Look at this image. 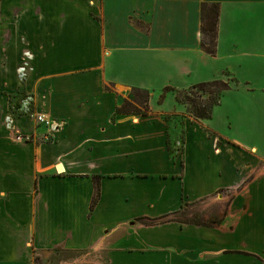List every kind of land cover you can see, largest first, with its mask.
I'll return each instance as SVG.
<instances>
[{
    "label": "crops",
    "instance_id": "obj_1",
    "mask_svg": "<svg viewBox=\"0 0 264 264\" xmlns=\"http://www.w3.org/2000/svg\"><path fill=\"white\" fill-rule=\"evenodd\" d=\"M203 2L220 5L215 54ZM215 79L231 87L210 118L160 101ZM132 87L148 114H116ZM49 251L264 264V0H0V264Z\"/></svg>",
    "mask_w": 264,
    "mask_h": 264
},
{
    "label": "trees",
    "instance_id": "obj_2",
    "mask_svg": "<svg viewBox=\"0 0 264 264\" xmlns=\"http://www.w3.org/2000/svg\"><path fill=\"white\" fill-rule=\"evenodd\" d=\"M220 5L216 2H203L201 5V46L210 54L217 52V32L219 20ZM230 81L223 79H215L207 82H201L192 85L185 90H176L166 87L161 95L160 101L163 100L165 93L174 90L176 98L179 102L186 105L190 115L195 119H206L212 116L213 109L221 101L223 93L230 89ZM111 90V87L107 86ZM194 89L209 93L207 98L198 100ZM151 91L149 89L132 87L130 95L124 98L116 107V114H148L151 111L150 98ZM100 189L96 181V191L92 200L91 209L98 201Z\"/></svg>",
    "mask_w": 264,
    "mask_h": 264
},
{
    "label": "rangeland",
    "instance_id": "obj_3",
    "mask_svg": "<svg viewBox=\"0 0 264 264\" xmlns=\"http://www.w3.org/2000/svg\"><path fill=\"white\" fill-rule=\"evenodd\" d=\"M130 91L131 88L128 89L124 95L129 96L130 95ZM195 96L198 98V100H203L204 98H207L209 96V93L204 92V91H200L198 89H194ZM24 94V90L20 89L19 95H23ZM197 215H201L199 212L198 214L195 213V216ZM183 216L185 217V219L187 218H191L190 216H187L186 213H183ZM76 253H80V252H70V251H49V252H45L42 254H36L35 258H34V263L33 264H63V261H69L70 259H78L81 258L80 256H76ZM75 254V255H73ZM72 261V260H71ZM78 261H74L73 264H77Z\"/></svg>",
    "mask_w": 264,
    "mask_h": 264
},
{
    "label": "built area",
    "instance_id": "obj_4",
    "mask_svg": "<svg viewBox=\"0 0 264 264\" xmlns=\"http://www.w3.org/2000/svg\"><path fill=\"white\" fill-rule=\"evenodd\" d=\"M35 120L38 124H42L49 129L55 130V129H58L60 127V123L56 119L51 118L44 113H37L35 115ZM16 139L20 140V141H26L29 139V135L16 134Z\"/></svg>",
    "mask_w": 264,
    "mask_h": 264
},
{
    "label": "water",
    "instance_id": "obj_5",
    "mask_svg": "<svg viewBox=\"0 0 264 264\" xmlns=\"http://www.w3.org/2000/svg\"><path fill=\"white\" fill-rule=\"evenodd\" d=\"M62 166L60 165L59 168H61Z\"/></svg>",
    "mask_w": 264,
    "mask_h": 264
}]
</instances>
